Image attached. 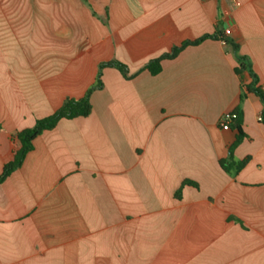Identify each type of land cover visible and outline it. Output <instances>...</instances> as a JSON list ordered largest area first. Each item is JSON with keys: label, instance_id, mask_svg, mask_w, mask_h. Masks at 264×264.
Masks as SVG:
<instances>
[{"label": "crops", "instance_id": "1", "mask_svg": "<svg viewBox=\"0 0 264 264\" xmlns=\"http://www.w3.org/2000/svg\"><path fill=\"white\" fill-rule=\"evenodd\" d=\"M264 88V0H0V173L16 131L66 98L90 93L87 116L60 119L0 182V264H264L263 105L241 103L235 140L223 113L242 81L231 45ZM184 180L180 198L175 192Z\"/></svg>", "mask_w": 264, "mask_h": 264}, {"label": "trees", "instance_id": "2", "mask_svg": "<svg viewBox=\"0 0 264 264\" xmlns=\"http://www.w3.org/2000/svg\"><path fill=\"white\" fill-rule=\"evenodd\" d=\"M85 1V0H84ZM207 38H217L223 40L225 43L231 45L234 58L237 62L234 67V72L238 75L240 80L243 79V74L247 73L251 81L249 83H242L241 93L239 96V105L235 107L233 112L236 113V118L230 123V127H233L236 130L235 140L228 147V154L226 158L219 160L220 167L228 172H237L239 171L247 162L249 157H245L242 160H235L233 156L234 148L243 140L246 136L242 130V111L241 103L246 98L248 93H253L256 95L262 102L263 108L260 113V121L264 123V88L259 84V79L256 73L252 68L250 59L239 53L238 45L234 43L227 35H224L221 32H214L211 34H203L202 36L196 39H188L182 41L180 44L172 47L169 52L164 53L158 58L150 60L146 65L147 69L152 75L157 74L161 65L160 62L164 58H173L175 57L184 47L188 45H196L202 42ZM115 67L117 68L122 75L126 76V67L115 61H106L100 62L98 64V69L95 77L94 83L87 89L85 95L81 98H66L60 107H58L53 113L47 115L43 118L37 119L32 127L24 128L16 131L12 134V138L17 142V145L12 153L11 159L4 164L2 171L0 173V182L3 181L11 172L19 168L24 161L26 154L33 148V140L40 135L43 131L49 130L55 127L56 123L62 119H72L79 116H87L91 112V104L89 100L90 93L102 87L101 73L104 67ZM185 184H190L197 186L195 182L184 180L181 183L179 189L175 192V197L180 198L181 189Z\"/></svg>", "mask_w": 264, "mask_h": 264}, {"label": "built area", "instance_id": "3", "mask_svg": "<svg viewBox=\"0 0 264 264\" xmlns=\"http://www.w3.org/2000/svg\"><path fill=\"white\" fill-rule=\"evenodd\" d=\"M229 29H225L224 30V35H227L229 33ZM236 118V113L233 111L230 112H225L222 114L220 120H219V124L222 128L227 129L230 127V123L232 122V120Z\"/></svg>", "mask_w": 264, "mask_h": 264}]
</instances>
